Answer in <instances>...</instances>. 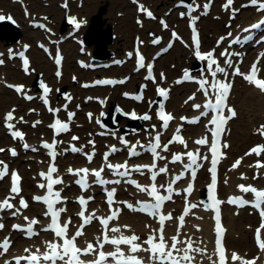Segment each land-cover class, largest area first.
<instances>
[{"label": "snow or ice", "instance_id": "1", "mask_svg": "<svg viewBox=\"0 0 264 264\" xmlns=\"http://www.w3.org/2000/svg\"><path fill=\"white\" fill-rule=\"evenodd\" d=\"M233 0H227V4L225 8L229 7L232 4ZM250 5L257 7L258 11L264 12V0H250ZM247 6V5H244ZM207 5H204V12H207ZM140 11L146 12L147 16L150 18H154L151 11L145 9L143 6H140ZM190 11H195L194 8L189 6ZM184 13H181V16H184ZM198 18V17H197ZM5 19V17L0 16V20ZM10 19V18H9ZM69 23L73 24L77 29L81 26L80 22H77L75 18L70 19ZM139 23V21H138ZM163 24V21H161ZM264 25V20L259 21L257 24H253L250 28L244 29L245 32H249L252 29H257ZM167 27V25H164ZM193 40L195 43V56L199 61L206 62V69L207 72L211 75L212 80L209 81L207 79H196L189 75L188 72L184 73L183 80L184 81H194L196 82L199 87L197 91L201 92L205 97L206 101L203 105L196 103L192 105L194 110L200 111L203 107L204 111H200V115L192 120H187L186 117H181V121H185L187 123L196 124L199 122L200 117H208V123L205 125L206 129L210 133L209 137H203L194 141L196 145L199 146H207L210 153L211 158L207 155L201 154L199 149L195 152L187 151L183 154L186 156L188 163L184 165L185 169L189 171L191 178L194 180L196 177V170L202 167V163H198V161H205L210 159L211 167L208 171L211 173V182L208 185V191L211 193L210 200L212 205L215 207H211L209 205H205V210H209L214 212V221H215V232H216V253L218 254V259L213 260L212 264H227V258L225 249L222 245V235L224 229L221 226V219H220V209L219 206L224 203V201L219 200L215 195V189L217 186V164L220 158L223 157L224 153L221 149H226L229 145L225 143H221V137L224 134L225 126L228 122L237 117L236 110L229 105L228 99L229 94L232 88V83L229 77V73L226 71L224 67H221L218 60L216 59L214 51H209L207 53H201L199 51V40L198 36L195 33V28H193ZM173 37L179 39L175 32L172 33ZM231 36V33H229ZM224 38H221V41ZM238 39H234L231 43L238 42ZM154 43H159V40L154 41ZM219 43V42H218ZM171 47V44H169ZM167 49H165L166 51ZM22 55V54H21ZM131 55V54H130ZM221 56H229L227 50L220 53ZM139 56V54H138ZM225 64L229 67H233L231 61L226 59ZM3 63V61H0ZM24 70L25 72L28 71V60L24 59ZM56 63L60 64V59L56 60ZM120 63V61H117ZM259 59L254 62L249 70L248 73H242L238 67L234 68L233 74L237 76H242V78L251 86L259 90L261 94H264V78L259 77L260 69L258 68ZM146 69L147 75L145 76L146 80H150L153 83H156L155 77L152 75V65L145 64V60L143 56H139L138 59V68ZM217 74H221L224 79L220 80L217 79ZM60 73L57 72V76ZM164 73H160V80L161 82L164 80ZM182 81L178 80L177 83H181ZM97 83H104V84H112V83H124V81H101ZM87 86V85H85ZM8 87H14L17 93L23 92V86H13L8 85ZM41 87L44 90L45 96L49 93L50 89L46 86L41 84ZM146 87V85L144 86ZM157 95L160 96L163 100L168 99L169 90L165 88H161L159 84L157 85ZM127 95V94H125ZM26 99H32V97H25ZM140 99V97H136ZM91 99V98H90ZM195 94L190 96L188 100H194ZM155 102L152 101L150 104L158 103V111L156 113V117L162 123L160 128L166 130L169 127L170 122L175 119V117L164 110V103L163 102ZM46 104L48 101L45 99L44 101ZM103 103V102H102ZM188 103V101H185ZM15 109L8 112L5 116L6 126L9 129H13L15 127L14 124L10 123L15 119L13 113ZM49 111L57 112L58 109H51ZM118 111H120L118 109ZM124 115L130 116L132 119H140L144 121L151 120L152 117L147 113L143 114L142 116H138L134 111L131 113H123ZM211 114V115H210ZM73 113H69V121L71 120ZM103 115V114H102ZM91 114H89V119H91ZM23 120V118H20ZM99 123V121H97ZM39 123V121H37ZM35 126V125H34ZM103 127V125H101ZM50 128L54 130V135L58 136L61 133H66L69 131V124L68 122H62L59 119H56L54 123L49 125ZM181 126L176 128L173 137L165 144L161 145V132H157L155 136L151 138L149 145L145 146L140 144L137 141V144H140V147L143 148L145 151H148L153 156V162L150 165H133L129 166L128 162L125 161L122 164H113L109 161V155L111 153H115L118 149L113 146L110 149L109 153H106L103 157L104 165L101 166L99 169H88V168H80V169H72L69 168L68 172L78 179L75 181L80 186L81 191H87L90 187L88 176L91 175L95 177V183L100 184L101 186L109 185V184H120L121 179L125 177H130L132 172H138L141 175L144 174L143 169L147 168L149 172H151L150 180L153 181L152 184L145 186L140 185L135 180L127 179L124 182L134 185L135 188L140 193H145L149 198L150 202H145L142 200H138L135 203H128L126 201H117L115 199V188L106 189V200L105 203L109 206V214L106 216H97L95 211L89 212L88 211V204L90 200L94 199V197H87L79 196L76 198L77 203L80 205V210L76 213L77 217H79V224L74 226L73 231H69V225L72 224V218L67 217L63 221H61L62 213L67 211V208L64 206L57 207V205H64L67 202L66 197L61 196V191L56 190L54 186L61 185L63 180L59 177L53 178V174L57 173L58 169L54 163L50 164L47 172L39 173L40 177L46 181V183H39L38 187L43 190V194L35 195L33 200L38 203H42L46 206L44 209V216L50 218V223L47 227L41 229V231L51 232L53 234V239L44 241V250L41 251L39 247L35 248L33 251L31 248H25L24 252L28 255L14 257L15 264H21V261H25L26 264H146L145 259L141 256L136 255L139 252L148 253L147 260L151 262V264H183V262H187V264H192L195 260V256L192 253L197 254H206V249L194 247L193 240L191 237L187 239H182L179 229H182L185 222V217L189 215L191 209L198 207L197 204L188 203L187 200L185 201V208L183 213L177 217L178 220V230L177 234L171 237L166 238L165 235V224L167 221L173 220V215L171 212L165 214L163 211V207L166 202L172 200V195L174 193L173 184L181 179V176H176L173 178L172 182L168 185L160 184L159 188L155 183L157 176L161 174L168 173L169 169L167 166H163L157 169L156 160H165L167 157L159 155L158 149L161 152H168L169 145L172 143H179L185 149L188 147L186 140L179 135L181 131ZM153 130H155L156 126H152ZM257 133L264 137V125H260L257 129ZM11 135L13 139L19 138L23 139V134L20 131H12ZM79 138L76 136L72 137V140H78ZM63 143V141H56L53 140L52 143L45 142L43 144V148L49 149V155L51 159L54 161L55 157L57 156V144ZM89 143H93L89 141ZM121 143H123L126 147H128V142L126 140L121 139ZM25 149L29 148V145H24ZM136 144L131 145L129 148V155L130 156H138L140 155L139 152L136 151ZM32 151H37L36 148H32ZM70 150L73 153L81 152L83 149L78 148L76 146H70V149H65V151ZM5 149L0 148V152H4ZM10 154L12 156H16L17 153L14 149H9ZM255 155L257 157L264 154V144L255 145L253 146L245 155ZM87 160L89 162L92 161L93 155L90 153L85 154ZM240 158L236 160V162L232 165V169L238 167L241 163ZM171 163L176 162H183L182 161V154H173ZM0 165L3 167L0 168V179H2L5 175H8L7 165L4 161L0 160ZM249 167H254L256 169L264 168V162L257 160L254 165H249ZM105 168L111 171L113 176H118L121 179H104L102 173L105 172ZM231 170V169H230ZM260 173H256L253 175L252 179L260 178ZM247 177L241 175V179H246ZM20 177L17 173H11V188L10 192L15 194L11 197H6L3 201H0V211H4L5 209L15 210L12 212L13 216L16 215H23L21 209H27L29 207L28 202L20 195L21 187H20ZM227 183V180H225ZM238 190L244 194L251 193L252 199L245 200L243 196L240 197H231L227 201L229 204H234L238 206H245L249 205L257 210H259V214L264 219V189H257L253 185H238ZM160 189H163V193L161 194ZM192 185L189 184L188 187L184 190L186 196H190L192 193ZM176 195H180L179 192L175 193ZM16 197H20L18 201L19 207H16L10 200H14ZM120 203L123 204L125 208L132 212H142L146 215L152 217L158 227L152 228L150 225H146L149 227V235L146 239L141 240L140 236L136 234H132L130 236L124 235L122 228L127 230L129 228L128 225L117 226L114 225L113 222L119 219L121 209L120 208H113L112 205ZM24 221L26 222V227H22L19 224L13 225V230L20 231L26 234L27 238H32L33 236H39L38 231H34V226L40 223L39 220L36 218L29 219L28 216H23ZM98 221V225L102 228V231L99 236L96 237L95 242L86 241L85 247L81 248L78 246V238L85 235V228L88 225H91L93 221ZM5 225L0 223V230H3ZM261 229H264V223L260 225L256 229V241L258 248L261 252H264V240L261 239ZM197 231H199V227L197 226ZM118 234V235H117ZM139 241V243H138ZM105 245H110L112 247V251H103L102 249L105 248ZM121 246H126L122 248ZM11 247L10 239L5 237L2 241H0V254L7 253L9 248ZM126 252L128 253L126 255ZM95 257L91 260L82 259V257ZM209 259L212 260V256H209ZM256 259H244L243 257L239 256L237 253H231V261H240L241 264H256Z\"/></svg>", "mask_w": 264, "mask_h": 264}, {"label": "bare ground", "instance_id": "2", "mask_svg": "<svg viewBox=\"0 0 264 264\" xmlns=\"http://www.w3.org/2000/svg\"><path fill=\"white\" fill-rule=\"evenodd\" d=\"M239 1V0H238ZM241 1V0H240ZM5 0H0V7L3 8L4 5H6ZM118 2L116 0H111V3ZM32 8L35 9V5L41 6V3L36 1V0H28L27 2ZM123 3V2H122ZM8 4L19 8L17 3H12L10 0ZM90 4H87L86 6L83 7V12L89 15L90 18H92V25H86L81 29V33L84 37V40H86L90 46L95 49L96 52H99L100 54L105 53V51H110L114 50L116 51L117 48L119 47V44L122 43L120 40L113 41L108 33H104L102 31V27L100 26V18H98V9L94 7H90ZM120 4V3H119ZM159 3H155V6L158 8ZM29 6V7H30ZM30 9L32 10V8ZM50 7V6H48ZM47 7V8H48ZM124 8H129V5H126L124 3ZM51 12H48L53 24L55 27L60 29L63 26V23L61 24V12L56 11L55 9H50ZM34 12V10H33ZM245 12H248L245 11ZM40 13H45L47 12H40ZM101 12L100 14H102ZM99 14V15H100ZM118 27V25H117ZM120 28V27H119ZM129 31H133L134 27L130 25L128 27ZM205 29H208V22H205ZM26 31V30H24ZM11 32L7 31L6 29H1L0 30V39L7 38V36ZM30 34H24L25 37L30 36ZM127 36V35H125ZM11 38V37H9ZM128 38V37H127ZM114 43V45H112ZM92 47H89L92 50ZM64 49L66 51V55L68 58L71 57L73 54V47L70 44H65ZM35 64L38 67V69L44 71L46 75L50 74L51 68L50 65L47 64L46 62L43 61V59L40 58V56L37 54L36 51L31 52ZM175 60L178 58L176 56L173 57ZM166 60L165 58H162L161 61H158L159 69H164L166 68L167 64L164 62ZM10 73L14 72V69H8ZM189 86L187 85H182L181 88L187 89ZM176 90L174 94V98L172 99V102L174 103L175 100L179 97V91L182 89ZM194 86H190V89H193ZM236 100L240 101L242 103L241 107V114L242 116L239 117V119L235 122L234 130L232 131L231 138L233 140V147L231 149V154H234L236 152H239L242 149V146L246 144L249 140L255 141L257 140V137L252 134L250 131L249 125L253 123H264V97L261 95H257V91L254 89H249L248 93L246 92L245 88H242V90H239L236 94ZM12 101V96L8 92H4L2 89H0V115L3 111V109L6 107L7 103ZM172 103V104H173ZM247 112H243L244 110H247ZM253 116L257 117V119L253 118ZM246 117V118H245ZM262 117L263 119H260ZM260 119V120H259ZM263 120V121H262ZM244 148V147H243ZM28 184V183H27ZM244 216V215H243ZM242 216V217H243ZM250 220V219H249ZM227 221L229 223V233H228V241L231 244H234L237 246V248L241 250L248 249L250 246L247 232L243 231L242 224L238 221V217H234L232 215L227 216ZM243 221H246L245 218H243ZM207 228V227H206Z\"/></svg>", "mask_w": 264, "mask_h": 264}, {"label": "rangeland", "instance_id": "3", "mask_svg": "<svg viewBox=\"0 0 264 264\" xmlns=\"http://www.w3.org/2000/svg\"><path fill=\"white\" fill-rule=\"evenodd\" d=\"M6 1V0H5ZM32 1V0H31ZM38 2L41 3V6H37L35 5V9L34 10H45L46 12H51L50 9H55L57 11V6H56V2L57 0H48V2L50 3V7H43V2L41 0H36ZM118 2H112L111 3V0H86V5L90 4V7H94L98 9V12L100 9H103L105 8L106 9V13H102L101 17L104 19V21L106 22V25L105 27H111L114 31H116V35L118 36L116 39H113L114 41H117L120 37L124 36L125 33H121L120 31H118L117 27H113L111 26V19H113L114 23H117L119 24V26H121V24H129L131 23L132 24V14L129 12V9L127 8H124V3H122L123 0H116ZM162 1V0H161ZM168 2H170V0H167ZM6 3H8L6 1ZM120 3V4H119ZM159 6H162L161 3H159ZM117 11H120V12H123L124 15L123 17H118L116 15V12ZM24 28V27H23ZM133 33H130V37L132 36ZM74 51H75V47H74ZM170 60V58H169ZM67 64L70 65V67L72 66L73 64V61H72V56L70 58H67ZM10 104L7 103V107L8 105ZM250 216V215H249ZM246 221H249V219H251L250 217H247L246 216Z\"/></svg>", "mask_w": 264, "mask_h": 264}]
</instances>
